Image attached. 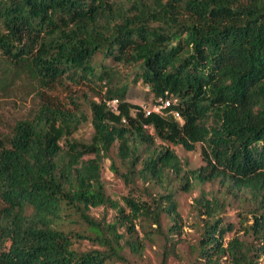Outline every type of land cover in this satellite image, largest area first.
Returning <instances> with one entry per match:
<instances>
[{"label":"trees","instance_id":"trees-1","mask_svg":"<svg viewBox=\"0 0 264 264\" xmlns=\"http://www.w3.org/2000/svg\"><path fill=\"white\" fill-rule=\"evenodd\" d=\"M0 57V82L26 77L38 98L0 132V264H125L157 234L175 247L174 184L207 182L219 187L195 198L193 264H264V0H0ZM123 68L156 104L175 102L147 114ZM86 122L90 139L75 138ZM198 144L204 164L188 168L173 146ZM114 147L127 183L163 189L113 199ZM234 203L238 227L223 216Z\"/></svg>","mask_w":264,"mask_h":264},{"label":"rangeland","instance_id":"rangeland-1","mask_svg":"<svg viewBox=\"0 0 264 264\" xmlns=\"http://www.w3.org/2000/svg\"><path fill=\"white\" fill-rule=\"evenodd\" d=\"M102 56L99 55L97 59L100 61ZM109 63V62H107ZM2 58L0 57V78L2 75L1 70ZM122 68V67H121ZM132 76L123 68L122 80H129L130 87L128 91V100L134 104H138L145 108H153L156 106V100L149 92L148 88L139 83H132ZM77 90L73 87L72 92ZM81 91H87L83 88ZM89 91V90H88ZM68 90L60 88L56 93L65 96ZM68 98V97H67ZM38 102L37 93L35 92L34 85L26 77L17 79H6L0 82V132L10 133L15 122L27 116L30 109ZM94 128L90 122H86L73 134L77 139L89 140ZM176 153L180 156L183 163L188 168H197L204 164L200 144L194 150H187L181 145L173 146ZM117 149L114 147L110 153L109 158H105L102 163V176L105 181L107 193L120 204L125 205L123 200L124 196H132L134 198L142 197L145 193H155L161 191L163 188L159 185H149L141 180L136 179L134 183H127L122 174L127 172V167L121 162L116 155ZM115 164L119 170L114 171L113 165ZM174 182V180H173ZM217 183L205 184H192L191 190H186L180 187L179 183L174 184L176 189V200L178 202V209L182 215V230L173 237V243L165 246V239L162 235L157 234L155 241L147 240L144 252L142 255L132 253L128 247L125 249L127 263L125 264H163L165 252L169 254L166 264H193L196 259L194 247L200 237L201 233V218L198 216V211L195 206V198L199 196L202 190L215 191L218 188ZM3 202L0 198V212L3 207ZM128 210V209H127ZM240 209L234 203L228 212L224 213V218L227 221H234L238 227ZM115 210L112 208L97 207L92 210L95 217H106L108 221H112L115 215ZM167 219L163 217V229L167 228ZM123 232L124 229L122 228ZM140 235H143L140 232ZM234 232L228 234V238L232 237ZM78 249L85 250L96 247L89 241H78L75 243ZM121 264V263H118Z\"/></svg>","mask_w":264,"mask_h":264},{"label":"built area","instance_id":"built-area-1","mask_svg":"<svg viewBox=\"0 0 264 264\" xmlns=\"http://www.w3.org/2000/svg\"><path fill=\"white\" fill-rule=\"evenodd\" d=\"M172 102H175V100H172L170 98H168L166 100L160 99L159 103H157L156 106H154L153 108H145L146 113L150 114L152 111L162 112V110L167 108L168 106H170L172 104ZM109 104L112 107V109H114V110L117 109V99L110 101ZM175 115L179 116V114L177 112L175 113Z\"/></svg>","mask_w":264,"mask_h":264}]
</instances>
